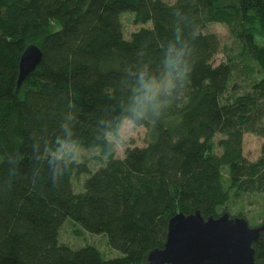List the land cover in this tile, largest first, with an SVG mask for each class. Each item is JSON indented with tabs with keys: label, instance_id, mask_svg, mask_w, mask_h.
<instances>
[{
	"label": "trees",
	"instance_id": "obj_1",
	"mask_svg": "<svg viewBox=\"0 0 264 264\" xmlns=\"http://www.w3.org/2000/svg\"><path fill=\"white\" fill-rule=\"evenodd\" d=\"M123 12L140 25L129 38ZM214 23L264 68L255 41L264 40V0H0V264H147L177 213L248 221L228 204L264 193V149L255 161L243 155L246 133L264 138V78L243 91L231 62L214 63ZM30 44L42 60L18 87ZM169 44L190 53L189 81L158 120L138 125L147 144L115 157L109 135L128 115L132 74L158 72ZM62 143L97 148L106 161L90 170L58 155ZM68 218L120 255L61 243ZM252 247L264 264V230Z\"/></svg>",
	"mask_w": 264,
	"mask_h": 264
},
{
	"label": "rangeland",
	"instance_id": "obj_2",
	"mask_svg": "<svg viewBox=\"0 0 264 264\" xmlns=\"http://www.w3.org/2000/svg\"><path fill=\"white\" fill-rule=\"evenodd\" d=\"M172 2L174 0H166ZM226 3V1H224ZM122 30L125 38H129L131 33L137 30L140 25L133 23V16L130 12H123L120 15ZM208 31L215 32L220 39V51L214 58V63L222 61L231 62L233 65V80L241 90L248 89L251 82L259 81L264 78V68L253 60L242 58L240 53L239 43L230 35L228 28L219 23L210 24L207 26ZM261 35V34H260ZM256 44L264 46V40L257 35L255 38ZM250 68L254 74L249 75ZM146 129L144 127H136L131 131H125L120 127L116 134L109 135V139L114 144V156L122 158L128 147L144 146L147 144ZM64 152L61 154L60 149ZM264 149V138L246 133L243 140V155L249 161H255ZM58 155L70 158L76 163L85 164L90 170H94L106 161V155L99 149H86L79 145L62 143L56 151ZM87 175H75L72 178V183L76 191L81 190L82 182ZM231 214L241 212L244 214L251 226H259L264 220V193H255L246 195L245 197L232 201L228 204ZM59 241L67 244L72 248H79L84 245H94L97 247L105 258L119 256L120 253L109 247L105 234L90 233L81 228L75 221L68 218L64 221L59 230Z\"/></svg>",
	"mask_w": 264,
	"mask_h": 264
},
{
	"label": "water",
	"instance_id": "obj_3",
	"mask_svg": "<svg viewBox=\"0 0 264 264\" xmlns=\"http://www.w3.org/2000/svg\"><path fill=\"white\" fill-rule=\"evenodd\" d=\"M42 51L28 45L19 59L17 86L35 70ZM264 230V224L250 226L242 217L223 213L204 218L199 211L177 213L168 221L162 249L152 250L147 264H256L252 244Z\"/></svg>",
	"mask_w": 264,
	"mask_h": 264
},
{
	"label": "clouds",
	"instance_id": "obj_4",
	"mask_svg": "<svg viewBox=\"0 0 264 264\" xmlns=\"http://www.w3.org/2000/svg\"><path fill=\"white\" fill-rule=\"evenodd\" d=\"M189 56L184 46L169 44L162 53L158 72L143 65L132 74L128 115L121 120L120 127L131 131L145 121L155 122L167 111L179 90L189 81L192 71ZM60 152L63 154L64 149Z\"/></svg>",
	"mask_w": 264,
	"mask_h": 264
}]
</instances>
